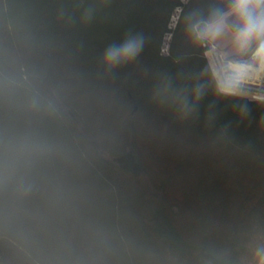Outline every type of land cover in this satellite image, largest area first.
Here are the masks:
<instances>
[{
	"label": "trees",
	"instance_id": "16d2710c",
	"mask_svg": "<svg viewBox=\"0 0 264 264\" xmlns=\"http://www.w3.org/2000/svg\"><path fill=\"white\" fill-rule=\"evenodd\" d=\"M207 3L0 0V121L15 138L0 146V264L251 258L264 237V106L241 120L242 101L209 91L179 119L153 99L162 74L190 90L203 67L169 24ZM136 33L140 56L109 72L105 49Z\"/></svg>",
	"mask_w": 264,
	"mask_h": 264
},
{
	"label": "clouds",
	"instance_id": "9594fccd",
	"mask_svg": "<svg viewBox=\"0 0 264 264\" xmlns=\"http://www.w3.org/2000/svg\"><path fill=\"white\" fill-rule=\"evenodd\" d=\"M93 12L92 7L86 8L81 22H89ZM176 12L169 28H182L189 46L201 52L204 65L190 90L177 87L173 77L162 74L153 99L173 107L179 119H186L209 91L218 99L242 101L236 105L241 120L250 115V103L264 106V0H208L206 8L185 12L179 7ZM145 42L143 34H129L121 43L109 45L101 62L109 72L133 63ZM163 51L166 54L167 48ZM200 264H264V237L251 249L250 259L232 261L227 254L213 253L201 258Z\"/></svg>",
	"mask_w": 264,
	"mask_h": 264
},
{
	"label": "rangeland",
	"instance_id": "374dc122",
	"mask_svg": "<svg viewBox=\"0 0 264 264\" xmlns=\"http://www.w3.org/2000/svg\"><path fill=\"white\" fill-rule=\"evenodd\" d=\"M177 15V12L176 14ZM170 37L167 38V41L169 40ZM166 48V47H165ZM5 122V121H4ZM3 121H0V146L5 143V142H11L12 140H14L15 138H10L9 134L10 132L8 131H4L3 128L5 126V123L8 124L7 122L4 123ZM9 125V124H8ZM10 126V125H9ZM16 129V128H15ZM11 139V140H10Z\"/></svg>",
	"mask_w": 264,
	"mask_h": 264
}]
</instances>
